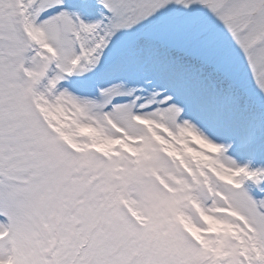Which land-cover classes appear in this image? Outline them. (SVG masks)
I'll return each mask as SVG.
<instances>
[{"label":"snow or ice","instance_id":"1","mask_svg":"<svg viewBox=\"0 0 264 264\" xmlns=\"http://www.w3.org/2000/svg\"><path fill=\"white\" fill-rule=\"evenodd\" d=\"M0 264H264V0H0Z\"/></svg>","mask_w":264,"mask_h":264}]
</instances>
